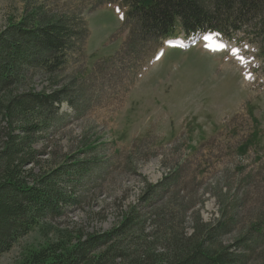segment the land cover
I'll list each match as a JSON object with an SVG mask.
<instances>
[{"label": "rangeland", "instance_id": "obj_1", "mask_svg": "<svg viewBox=\"0 0 264 264\" xmlns=\"http://www.w3.org/2000/svg\"><path fill=\"white\" fill-rule=\"evenodd\" d=\"M32 11L66 18L71 36L85 22L89 36L84 47L69 44L55 76L31 70L23 85L66 91L33 167L38 176L54 173L61 204L0 264H22L60 232H107L132 207L159 251L197 236L188 249L199 243L232 264H264L260 39L231 41L223 53L202 41L125 52L128 9L107 0H0V35ZM147 186L157 189L143 201Z\"/></svg>", "mask_w": 264, "mask_h": 264}, {"label": "trees", "instance_id": "obj_2", "mask_svg": "<svg viewBox=\"0 0 264 264\" xmlns=\"http://www.w3.org/2000/svg\"><path fill=\"white\" fill-rule=\"evenodd\" d=\"M107 2H120L128 9L125 23L130 36L125 52H134L138 45L146 48L151 42L163 46L165 41L181 36L190 39L212 33L236 43L260 39L258 52L264 57V0ZM82 23V34L71 36L66 18L50 19L39 11L25 12L19 22L10 24L0 35V255L10 252L60 208L54 173L38 176L33 167L45 156L38 144L54 125L56 112L52 106L66 102V91L38 92L24 90L23 85L31 70L55 76L67 63L69 44L84 47L89 30ZM255 135L239 149L241 153H247L255 143ZM81 170L78 168L77 173ZM156 189L147 186L141 199L153 197ZM142 217L132 207L107 232H60L56 240L32 252L22 264L233 263L225 253H216L203 244L188 249L185 244L197 236L179 241L171 249L157 250L153 236L146 233L147 220Z\"/></svg>", "mask_w": 264, "mask_h": 264}, {"label": "snow or ice", "instance_id": "obj_3", "mask_svg": "<svg viewBox=\"0 0 264 264\" xmlns=\"http://www.w3.org/2000/svg\"><path fill=\"white\" fill-rule=\"evenodd\" d=\"M209 38H210V37H206V39H209ZM239 53H240V50H239V49L233 50V55H234V56H237V55H238L240 61L243 62L245 58H244L242 55H239Z\"/></svg>", "mask_w": 264, "mask_h": 264}, {"label": "bare ground", "instance_id": "obj_4", "mask_svg": "<svg viewBox=\"0 0 264 264\" xmlns=\"http://www.w3.org/2000/svg\"><path fill=\"white\" fill-rule=\"evenodd\" d=\"M179 38V37H178ZM238 43V42H237ZM144 226V225H143ZM154 242V241H153ZM218 247V246H217ZM232 261V260H231Z\"/></svg>", "mask_w": 264, "mask_h": 264}]
</instances>
